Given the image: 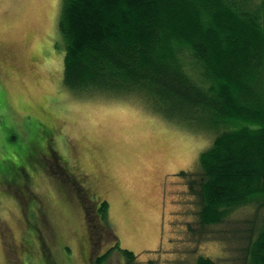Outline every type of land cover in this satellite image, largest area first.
I'll return each instance as SVG.
<instances>
[{
  "label": "rangeland",
  "instance_id": "1",
  "mask_svg": "<svg viewBox=\"0 0 264 264\" xmlns=\"http://www.w3.org/2000/svg\"><path fill=\"white\" fill-rule=\"evenodd\" d=\"M60 6L61 0H0V177L17 169L54 206L35 194L24 214L20 193L16 209L1 192L0 219L9 228L0 223V264H94L111 238L133 257L114 250L100 264H193L199 254L232 264L238 252L230 242L191 235L198 206L179 175L196 168L212 132L167 119L140 94H74L63 83L65 46L55 42ZM67 167L76 177L87 173L81 183L107 198L103 221L95 196H85ZM88 221L102 230L91 234Z\"/></svg>",
  "mask_w": 264,
  "mask_h": 264
},
{
  "label": "trees",
  "instance_id": "2",
  "mask_svg": "<svg viewBox=\"0 0 264 264\" xmlns=\"http://www.w3.org/2000/svg\"><path fill=\"white\" fill-rule=\"evenodd\" d=\"M60 7L55 42L65 46V86L85 97L140 94L167 119L212 132L196 168L179 171L198 206L189 230L230 242L238 252L232 264H264V0H61ZM87 189L103 221L107 198ZM88 222L91 234L102 230ZM111 241L94 264L114 250L133 257ZM221 258L199 254L193 264Z\"/></svg>",
  "mask_w": 264,
  "mask_h": 264
},
{
  "label": "flooded vegetation",
  "instance_id": "3",
  "mask_svg": "<svg viewBox=\"0 0 264 264\" xmlns=\"http://www.w3.org/2000/svg\"><path fill=\"white\" fill-rule=\"evenodd\" d=\"M51 156H52V159L53 158H56V161H58V164H59V162L61 161L60 160V158H61L60 155L54 153ZM67 163H68V161H67ZM65 169L71 171L69 167H67ZM12 172L13 171L11 170V168L5 169V173H4L5 175H4V177L3 176H2V178L0 177L1 186L3 187V189L0 190V203L3 202L2 197H1V192H3L4 194H7L8 195L7 197L10 198L11 204L17 209V195L20 193L21 194V197L23 196L24 199L27 202V204H26L27 207L25 208V210H24L23 206L21 207L22 213L26 214L27 213V208L29 206V200L32 197H34L35 194H40V195H44L43 196V199L45 200L44 205H46L47 207H51V208L54 207V206H51L50 200L47 197V195L46 194H42L40 192V187H38L35 184L36 182L33 179H31L29 176H24L23 175L20 180L13 181L9 177V174H11ZM15 173L17 175V170H15ZM28 173L29 172H27V174ZM78 176L79 177H76L75 175H73V179L76 180V181H79V179H80V180H82V183L85 182V180L90 179L88 177L87 173L79 172L78 173ZM80 184H81V181H80ZM28 185H31L32 186L34 192L33 191H30L28 189ZM85 189H87V188H85ZM87 190H89V192H93V193H95L97 195V190L96 189L95 190H92L91 188H89ZM4 222H6L4 218L0 219V223L1 224H4L1 227L2 228H9L8 223H4ZM8 236H10V240H9L10 242H9V244L12 245V243H14V245L16 246L17 243H15L16 241L14 240L11 232L8 233Z\"/></svg>",
  "mask_w": 264,
  "mask_h": 264
}]
</instances>
